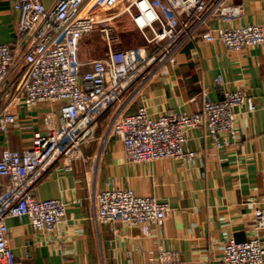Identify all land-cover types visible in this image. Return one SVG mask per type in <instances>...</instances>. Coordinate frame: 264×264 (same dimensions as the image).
Wrapping results in <instances>:
<instances>
[{
	"label": "built area",
	"instance_id": "1",
	"mask_svg": "<svg viewBox=\"0 0 264 264\" xmlns=\"http://www.w3.org/2000/svg\"><path fill=\"white\" fill-rule=\"evenodd\" d=\"M114 1L57 0L47 8L41 0H17L14 5L19 15L15 39L0 43V136L24 129L23 109L59 106L60 117L56 127L54 112L45 113L44 131L34 134L29 148L0 152V179L8 180L7 185L0 184V264H23L10 244L9 219L27 218L35 232L59 233L67 205L39 200L34 189L60 160L70 164L81 158V147L95 138L98 121L108 111L113 110L107 137L122 144L130 164L193 160L197 153L187 152L185 146L188 134L199 128L222 148L228 145L227 138L238 134L239 112L256 111L246 92L224 88L222 102L205 100L193 114L154 116L145 107L127 114L118 104L130 88L177 67L187 44L218 43L230 53H242L264 45V28L211 27L216 18L231 21L242 14L241 7H227L224 0H117L114 4L126 6L145 42L143 47L124 48L118 44L115 18L92 14L96 7ZM93 34L100 36L106 51L92 62L91 71L78 73L73 51L81 39ZM216 82L223 85L221 78ZM93 201L94 221L100 225L120 222L161 229L170 211L168 204L129 189L101 192ZM245 206L254 211L257 235L245 242L229 240L223 264H264V207L253 198ZM153 264H183V260L180 252L159 246Z\"/></svg>",
	"mask_w": 264,
	"mask_h": 264
},
{
	"label": "crops",
	"instance_id": "2",
	"mask_svg": "<svg viewBox=\"0 0 264 264\" xmlns=\"http://www.w3.org/2000/svg\"><path fill=\"white\" fill-rule=\"evenodd\" d=\"M16 1L0 0L1 44L15 39L19 19L14 10ZM41 1L47 8L57 2ZM224 1L227 7H241L242 14L231 21L216 18L210 22L211 27L264 28V0ZM127 21L138 33L130 17ZM85 40L79 45L84 55L91 47ZM105 51L104 46L99 58ZM80 60L74 65L78 73L92 70L94 59ZM179 61L177 67L169 68L155 81L131 87L118 106L127 114H135L143 107L154 116L169 112L193 114L205 100L222 102L224 88L244 91L253 99L256 111L239 112L237 136L227 138L228 145L217 148L199 128L188 134L185 146L187 152L197 153L193 160L130 164L122 144L107 137L113 110L108 111L98 121L95 138L81 147V158L70 164L60 160L34 189L39 200H61L67 205L66 222L59 233L49 236L35 232L27 218L7 221L10 244L19 261L153 264L158 247L163 246L180 252L183 264H223L229 240L245 242L257 235L253 229L254 211L245 202L253 198L264 207V45L230 53L218 43L187 44ZM218 78L223 85L217 84ZM49 111L54 112L57 127L59 106L41 105L20 111L22 123L26 122L24 129L0 136V152L5 148H29L34 134L44 131L43 117ZM17 114L19 118V110ZM0 184L5 186L8 180L1 178ZM114 189L133 190L168 204L170 211L164 226L145 229L120 222L97 224L93 197ZM261 237L264 240V232Z\"/></svg>",
	"mask_w": 264,
	"mask_h": 264
},
{
	"label": "rangeland",
	"instance_id": "3",
	"mask_svg": "<svg viewBox=\"0 0 264 264\" xmlns=\"http://www.w3.org/2000/svg\"><path fill=\"white\" fill-rule=\"evenodd\" d=\"M117 0L113 3L108 2L106 6L96 7L94 9V13L97 16H102L101 18H115L114 19V27L117 29L116 35H118L119 41L121 42L122 46L125 48H138L143 47L145 45L144 40L142 37L128 24L127 19L129 18L128 10L125 5H116L114 4ZM120 2V1H119ZM114 5V6H113ZM95 14V15H96ZM87 38V40H85ZM82 40L84 42H88L90 44L88 49L84 52H79V45ZM104 43L102 42L100 36L98 34H93L81 39L74 49V62L80 60V57L83 60L85 59H98L100 52L104 49ZM79 54L81 56H79ZM81 61V60H80ZM83 63V62H82Z\"/></svg>",
	"mask_w": 264,
	"mask_h": 264
}]
</instances>
